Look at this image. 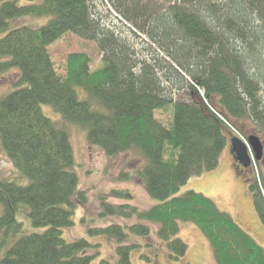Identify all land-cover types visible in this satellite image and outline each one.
Listing matches in <instances>:
<instances>
[{"label": "trees", "instance_id": "trees-1", "mask_svg": "<svg viewBox=\"0 0 264 264\" xmlns=\"http://www.w3.org/2000/svg\"><path fill=\"white\" fill-rule=\"evenodd\" d=\"M165 2L0 0V73L13 72L17 87L0 97V139L28 179L0 180V250L7 249L0 264H89L95 256L86 240L63 238L77 204L87 201L67 125L87 130L88 141L107 155L133 151L147 160L135 175L119 178L140 182L161 203L107 209L141 221L131 229L143 236L155 225L170 264H185L180 221L203 231L218 264H264V248L213 199L196 190L175 197L192 176L218 167L231 127L242 130L251 121L264 129V0ZM100 5H108L116 22L108 23ZM27 18L48 21L18 23ZM66 33L97 44L99 68H90L87 54L74 53L66 76L58 74L49 46ZM43 104L62 123L47 117ZM169 109L164 123L157 112ZM246 181L264 222V178ZM111 195L132 197L127 190ZM18 215L44 231L17 237ZM97 232L122 236L119 225ZM132 247L119 246L120 264H131Z\"/></svg>", "mask_w": 264, "mask_h": 264}, {"label": "rangeland", "instance_id": "rangeland-1", "mask_svg": "<svg viewBox=\"0 0 264 264\" xmlns=\"http://www.w3.org/2000/svg\"><path fill=\"white\" fill-rule=\"evenodd\" d=\"M157 1L163 6L168 4L165 0ZM41 2L42 0H18L21 5ZM100 8L103 10L104 16L107 17L108 23L116 22L110 17L108 5L106 7L108 9L102 5H100ZM113 14L116 16V13ZM47 21L48 18H27L20 20L18 23L40 26ZM143 38L147 39L145 36ZM49 52L56 71L63 77L66 76L68 58L71 54H87L90 58V68L92 70L99 68L103 57L95 42L85 40L73 33H66L50 45ZM15 79L13 72L0 73V97L17 88L13 85ZM78 90L80 93L83 92L82 89ZM42 110L47 117L57 124L58 122L62 123L60 121L62 115L51 106L43 104ZM157 117L164 123L169 122L171 119L170 109L157 112ZM66 127L70 133L75 156L74 170L79 176V187L85 191L87 201L86 204H77L72 214L73 224L64 228L63 238L69 242L77 239L86 240L91 245L88 252L95 255L89 264H120L118 248L121 245L133 246L130 251L131 264H170V252L158 237L155 225L150 224L151 234L143 236L131 229L132 225L141 221L135 217L121 216L107 209L108 204H131L139 209L146 210L161 203V200L152 197L140 182L136 180L126 181L119 178L123 172L135 175L136 170L142 168L147 160L133 151L113 156L107 155L101 147L92 145L88 141L87 130L74 125H67ZM241 129L242 134L257 135L264 142V129L255 127L253 123L251 125V121L248 122V125H242ZM228 146L229 142L226 148ZM226 148L221 153L218 168L212 170L208 177L202 178L204 174L210 171L192 176L180 188L175 197L182 196L189 190H196L210 197L221 211L230 214L264 248V222L258 213L254 194L249 189L246 181V179L255 175L261 183L264 178V157L252 167L254 170H251L250 167L251 171L248 174H245L246 169L243 170L242 167L239 169L235 165L236 171L237 168L240 171H237L238 175L236 174L237 179L235 180L231 175V169L227 168ZM197 179L199 180L195 183ZM239 179L241 181L237 182ZM0 180L28 183V179L18 171L9 159L2 146L1 139ZM242 183H246L247 190H245ZM113 189L127 190L132 194V197H115L111 195ZM18 222L22 223V228L17 233V237L42 232L45 229L34 226L29 216L25 218L24 215H18ZM111 225L121 226L122 236L116 233L97 232L98 229ZM177 237L188 245V251L184 259L185 264H218L213 246L203 231L194 223L180 221V232ZM6 250L5 247L0 250V259L4 257Z\"/></svg>", "mask_w": 264, "mask_h": 264}, {"label": "water", "instance_id": "water-1", "mask_svg": "<svg viewBox=\"0 0 264 264\" xmlns=\"http://www.w3.org/2000/svg\"><path fill=\"white\" fill-rule=\"evenodd\" d=\"M248 143L255 155L257 161H261L264 157V143L257 135H250ZM231 153L238 163V168L248 169L251 166L252 158L249 151V146L240 138H231Z\"/></svg>", "mask_w": 264, "mask_h": 264}, {"label": "crops", "instance_id": "crops-1", "mask_svg": "<svg viewBox=\"0 0 264 264\" xmlns=\"http://www.w3.org/2000/svg\"><path fill=\"white\" fill-rule=\"evenodd\" d=\"M225 148H226V147H225ZM225 148H224V149H225ZM225 156L228 157L227 168H230V169H231V175H232V177L236 180L238 174H237V171H236V168H235V164H234V159H233V156H232V153H231V143H230V141H229V146L226 148ZM217 168H218V167H217ZM215 172H216V171H215ZM210 173H211V171H210L209 173L204 174V175L202 176V178H204V177H208V176H209L208 174H210ZM236 174H237V175H236ZM212 178H214V177L212 176ZM212 178H211V179H212ZM198 180H199V179L195 180V183H197ZM239 181H241V179L237 180V182H239ZM242 184H243L245 190H247V185H246V183H242ZM194 185H195V184H194Z\"/></svg>", "mask_w": 264, "mask_h": 264}, {"label": "built area", "instance_id": "built-area-1", "mask_svg": "<svg viewBox=\"0 0 264 264\" xmlns=\"http://www.w3.org/2000/svg\"><path fill=\"white\" fill-rule=\"evenodd\" d=\"M201 92L204 94L203 91H201ZM231 129H232V131L234 132L235 135H237V136H238L240 139H242L243 141L247 142L246 137L240 132V130H238V129L235 128V127H231ZM251 156H252L253 162H254V164H255L256 161H255V158H254V155H253L252 152H251Z\"/></svg>", "mask_w": 264, "mask_h": 264}, {"label": "flooded vegetation", "instance_id": "flooded-vegetation-1", "mask_svg": "<svg viewBox=\"0 0 264 264\" xmlns=\"http://www.w3.org/2000/svg\"><path fill=\"white\" fill-rule=\"evenodd\" d=\"M234 164L238 167V163L235 161V159H234ZM250 171H251L250 168L246 169L245 174H248Z\"/></svg>", "mask_w": 264, "mask_h": 264}]
</instances>
